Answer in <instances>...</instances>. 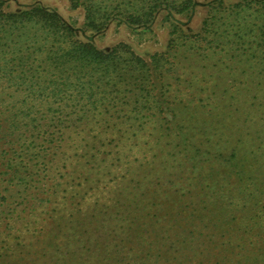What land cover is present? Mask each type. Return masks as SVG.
Returning <instances> with one entry per match:
<instances>
[{
    "label": "rangeland",
    "instance_id": "1",
    "mask_svg": "<svg viewBox=\"0 0 264 264\" xmlns=\"http://www.w3.org/2000/svg\"><path fill=\"white\" fill-rule=\"evenodd\" d=\"M18 4L54 9L90 36L69 0H10ZM148 28L114 20L92 40L105 50L127 43L147 61L158 55L153 80L168 120L158 124L151 108L141 129L118 125L125 132L107 147L109 164L79 187L83 223L55 264H264L255 249L264 241V4L192 0L182 13L159 8Z\"/></svg>",
    "mask_w": 264,
    "mask_h": 264
},
{
    "label": "trees",
    "instance_id": "2",
    "mask_svg": "<svg viewBox=\"0 0 264 264\" xmlns=\"http://www.w3.org/2000/svg\"><path fill=\"white\" fill-rule=\"evenodd\" d=\"M69 2L83 11L90 36L81 38L54 9L0 0V264L59 262L66 237L83 223L79 187L109 164L106 149L125 132L118 125L138 121L141 129L151 108L158 124L168 120L162 84L153 80L162 76L158 55L147 61L123 42L105 50L92 37L114 20L147 30L159 8L182 13L192 0ZM67 163L71 178L63 185L57 179ZM262 244L255 249L264 257Z\"/></svg>",
    "mask_w": 264,
    "mask_h": 264
}]
</instances>
